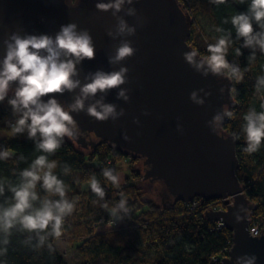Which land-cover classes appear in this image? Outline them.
Segmentation results:
<instances>
[{
    "label": "water",
    "instance_id": "95a60500",
    "mask_svg": "<svg viewBox=\"0 0 264 264\" xmlns=\"http://www.w3.org/2000/svg\"><path fill=\"white\" fill-rule=\"evenodd\" d=\"M110 2L0 0V67L7 52L5 41L14 33L54 37L69 23L76 24L77 33L87 31L95 57L76 64L73 79L80 82L78 87L55 94L65 110L81 97V88L95 72L127 71L118 88L89 95L82 110L70 112L75 122L70 140L82 150L107 144L141 160L142 180L163 207L194 199H231L226 211L204 213L207 222L221 223L232 233V246L220 264H247L253 256V264H264V229L258 237L248 231L247 219L255 206L236 175V138L223 129L228 119L225 109L234 106L232 81L213 74L207 64L197 67L200 55L192 62L186 59L193 49L189 44L193 20L178 0H125L119 12L96 8L98 3ZM129 9L134 14H128ZM121 19L134 34H118ZM123 41L130 42L133 55L110 63ZM17 86L13 82L10 90L15 92ZM93 105L97 111H102L101 105H111L114 114L97 120L87 113Z\"/></svg>",
    "mask_w": 264,
    "mask_h": 264
},
{
    "label": "trees",
    "instance_id": "16d2710c",
    "mask_svg": "<svg viewBox=\"0 0 264 264\" xmlns=\"http://www.w3.org/2000/svg\"><path fill=\"white\" fill-rule=\"evenodd\" d=\"M178 1L184 5L192 20L200 17L210 22L212 30L209 34L196 25V20H193L191 26L189 44L201 57L209 55L208 45L215 43V38L224 34L217 33V27L232 30L233 44L229 48L227 60L244 71V79L241 83L232 81V88L236 92H231L234 106L230 111L234 113V117L228 116L223 129L236 138L239 161L236 175L244 186L247 199L255 206L251 216L258 221H264V142L255 153L248 154L243 151L247 147L243 130L246 121L243 117L251 109H255L257 113L261 111L259 96L264 95V86L256 93L254 85L257 77L264 76V55L257 49L256 60L250 65L252 49L242 47L243 55L237 57L235 49L241 47L243 39L236 40L231 23H223L226 18L230 20L238 12L246 11L247 3L227 0V3L217 6L210 3V0ZM10 91L11 95L0 103L2 130H10L6 121L15 123L16 120L8 104V99L14 96V91ZM4 148L11 149L14 155L7 161H0V179L15 183L19 170L28 167L40 153L35 151L34 142L27 139L26 132L14 138L11 136L9 140H0V149ZM21 155L24 160L19 159ZM124 158L128 157L119 151H113L107 144H102L86 154L67 136L63 138V144L56 153L49 157L50 160L57 161L55 172L67 185V198L75 201V209L66 218L64 234L60 239L68 241L75 258L78 259L76 264H143L145 251H153L155 255L150 264H220L214 262L213 258L221 260L226 256L227 249L232 244V233L225 228L210 230L215 225L204 218L209 202L200 199L198 205L190 210L182 202H177L172 207H163L155 197L156 200H145L142 187L133 184L136 180H141L143 170L139 171L132 166L123 185L118 188L113 186L104 178L103 170L111 169L117 175L120 161ZM129 159L131 164L139 160ZM65 166L70 169L67 175L62 171ZM93 175L106 192L104 199L99 198L97 205L92 201L98 197L89 187ZM147 187L149 188L148 185ZM149 190L153 193L150 188ZM120 193L124 194L129 211H121L119 215L123 219L115 221L118 222V227L109 228L107 222L110 213L100 205L107 202L109 208L113 207L122 198ZM121 220L126 222L124 228H130L127 233L121 232ZM82 229H85L83 233ZM23 239L24 236L19 233L12 236L7 255L0 257V264H66L56 248L57 240L49 241L53 246L52 251L47 246L37 251L24 246L21 243Z\"/></svg>",
    "mask_w": 264,
    "mask_h": 264
},
{
    "label": "clouds",
    "instance_id": "9594fccd",
    "mask_svg": "<svg viewBox=\"0 0 264 264\" xmlns=\"http://www.w3.org/2000/svg\"><path fill=\"white\" fill-rule=\"evenodd\" d=\"M127 2L132 3V0ZM124 3L125 0H113L110 3H98L96 8L101 11L114 9L119 12ZM210 3L218 6L227 3V0H210ZM240 3H247L246 11L238 12L231 16L230 20L226 18L223 23L230 22L235 30L236 40L243 39L241 47L235 49L237 57L243 55L242 47L252 49L249 57L251 65V62L256 60L257 49L264 55V0H240ZM128 14H134L133 10L129 9ZM76 27L75 23L62 25L54 37L46 34L21 36L14 33L10 41H5L7 52L0 67V103L8 96L10 85L13 82L18 84L14 96L8 99L16 120L15 123H6L13 138L26 132L27 139L34 142V149L40 154L28 167L19 170L15 183L0 179V257L7 255L11 238L16 233L24 236L21 243L32 250L38 251L45 246L49 251L53 250L49 241H58L64 234L65 220L72 215L75 201L67 198V185L55 172L57 161L50 160L49 157L61 147L65 136L73 139L70 126H75V122L70 112L82 110L84 99L89 95L95 96L98 92L118 88L125 82V68L108 73L97 71L92 75L91 82L81 88V97L69 106L70 110H65L54 98L55 94H63L65 90L72 91L78 87L80 82L73 79L77 75L76 64L95 57L91 36L87 31L77 33ZM117 31L118 34L127 32L131 35L135 30L127 27L121 19ZM215 31L224 34L215 38V43L208 45L209 55L203 56L201 64L197 67L207 64L213 74H223L229 81L241 83L244 71L227 60L229 48L233 44L232 30L217 27ZM134 51L130 42H121L115 56L110 57V63H118L132 56ZM185 55L186 59L192 62L200 53L192 49ZM261 86H264V76L257 77L254 85L256 93L260 92ZM230 91L235 93L236 89L233 87ZM119 95L123 96L124 93L120 92ZM46 96L50 98L45 102L42 98ZM259 99L261 111L257 113L255 109H251L243 117L246 121L243 130L247 143L243 151L248 154L257 152L264 142V95L259 96ZM101 107L102 111H97L95 105L90 106L87 113L100 121L114 114L113 106ZM225 114L230 118L234 117V113L227 109ZM216 119L219 120L220 117L217 116ZM13 155L11 149H0V161H7ZM19 159L25 158L21 155ZM62 171L67 175L70 169L65 166ZM103 176L113 186H120L119 177L114 175L111 169L105 168ZM89 187L96 197L104 199L105 189L101 187L95 175L90 178ZM120 195L122 198L113 207L109 208L107 202L100 205L110 213L107 222L109 228L116 220L123 219L119 215L121 211H129L126 207L127 200L123 198L124 194ZM255 259L253 256L247 264H253Z\"/></svg>",
    "mask_w": 264,
    "mask_h": 264
},
{
    "label": "rangeland",
    "instance_id": "374dc122",
    "mask_svg": "<svg viewBox=\"0 0 264 264\" xmlns=\"http://www.w3.org/2000/svg\"><path fill=\"white\" fill-rule=\"evenodd\" d=\"M194 22L196 20V25H198L201 30L203 28V30L209 34L212 30V27L210 25V22L206 19L203 18H193ZM11 135H10V130H2L0 129V140L2 139H10ZM92 152V150H84V153L86 154H90ZM134 167L135 169L141 171L142 170V163L141 160H138V162H136L135 164H131L130 163V159L129 158H124L123 160L120 161V164L118 166L119 171L117 173V176L119 177V181H120V185H123V183L125 182V178L129 175V168L130 167ZM133 183V182H132ZM133 184H137L138 186L142 187L143 189V196L145 200H156L154 198V193H152L149 188L147 187L146 183H144L143 180H136L135 183ZM86 187V186H85ZM94 201H97L96 203H94ZM99 198H96L92 201L93 204H99ZM157 202V201H156ZM97 208V207H95ZM126 225V222L121 220V222H119V226H122L121 232L122 233H127L128 231H130V228L126 229L124 228ZM85 231V229L81 230V233H83ZM56 248L59 251V253L61 254V256L63 257L64 261L66 262V264H76L77 263V257L75 258L74 252L73 250L69 247L68 245V241L66 239H59L56 243ZM154 253L153 251H145L144 253V257H143V264H150L153 262L154 260Z\"/></svg>",
    "mask_w": 264,
    "mask_h": 264
},
{
    "label": "built area",
    "instance_id": "2783aa9c",
    "mask_svg": "<svg viewBox=\"0 0 264 264\" xmlns=\"http://www.w3.org/2000/svg\"><path fill=\"white\" fill-rule=\"evenodd\" d=\"M183 7H184V5H183ZM141 180H142V178H141ZM199 200L200 199H194L191 202L186 203L187 208L190 210L194 209L198 205ZM229 200L230 199L210 201L209 204L207 205V211L224 212V211H226L228 204H230ZM247 223H248V231H249L250 235L252 237L260 236L262 230L264 229V221L263 220L258 221L253 216L250 215V217L247 219ZM214 225H215L214 227L210 228L211 231L220 230V229L224 228L221 223H215ZM112 227H118V222H115ZM231 246H232V244H231ZM231 246H230V248H231ZM230 248L227 249V253L230 250ZM213 261L220 263V260H218L216 258H213Z\"/></svg>",
    "mask_w": 264,
    "mask_h": 264
},
{
    "label": "bare ground",
    "instance_id": "6f19581e",
    "mask_svg": "<svg viewBox=\"0 0 264 264\" xmlns=\"http://www.w3.org/2000/svg\"><path fill=\"white\" fill-rule=\"evenodd\" d=\"M144 182H145V181H144ZM229 201H230V203L232 202L231 199H230Z\"/></svg>",
    "mask_w": 264,
    "mask_h": 264
},
{
    "label": "flooded vegetation",
    "instance_id": "af4514ba",
    "mask_svg": "<svg viewBox=\"0 0 264 264\" xmlns=\"http://www.w3.org/2000/svg\"><path fill=\"white\" fill-rule=\"evenodd\" d=\"M74 3V1H72Z\"/></svg>",
    "mask_w": 264,
    "mask_h": 264
}]
</instances>
